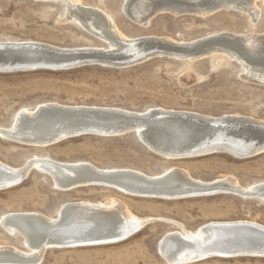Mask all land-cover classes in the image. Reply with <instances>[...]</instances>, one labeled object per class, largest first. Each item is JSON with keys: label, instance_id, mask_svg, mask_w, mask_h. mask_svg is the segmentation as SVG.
Segmentation results:
<instances>
[{"label": "bare ground", "instance_id": "1", "mask_svg": "<svg viewBox=\"0 0 264 264\" xmlns=\"http://www.w3.org/2000/svg\"><path fill=\"white\" fill-rule=\"evenodd\" d=\"M36 1L63 2L67 8L63 20L81 26L107 43L108 48H60L34 41H0L1 69L15 68L22 59L47 66L40 69L56 71L86 65L125 68L154 57L192 62L220 54L241 65L244 80L264 85V34L224 31L187 43L154 35L129 37L105 12L81 0ZM259 3L264 4V0H124L122 12L129 21L144 28L159 14L206 17L221 11L245 14L255 25L261 14ZM18 52L31 57H19ZM217 63L225 64L222 59ZM11 72L19 71H0ZM193 77L188 73L182 80ZM91 130L95 132L91 135L100 137L116 133L126 136L133 131L147 150L167 160L214 153L245 159L264 152V120L163 108L133 112L44 103L33 109H20L9 128H0V137L22 145L47 147ZM34 169L48 175L53 187L63 192L103 187L138 198L180 200L229 193L264 201V181L241 187L230 177L202 181L174 167L160 175H146L132 169H99L87 162H58L48 157L31 158L20 167L0 162V191L20 185ZM150 220L133 216L118 200L108 204L68 202L60 207L57 218L36 212L8 213L0 218V226L9 235L20 236L27 251L0 246V264H40L43 253L52 248L116 244L134 236ZM173 224L179 229L165 233L157 245L166 264H192L212 257L264 258V225L256 222H209L194 231Z\"/></svg>", "mask_w": 264, "mask_h": 264}, {"label": "rangeland", "instance_id": "2", "mask_svg": "<svg viewBox=\"0 0 264 264\" xmlns=\"http://www.w3.org/2000/svg\"><path fill=\"white\" fill-rule=\"evenodd\" d=\"M112 18L126 36L172 38L190 42L220 32L264 34V4L255 25L248 16L221 11L206 17L169 13L156 15L147 27L129 21L124 0H81ZM61 1L0 0V41H34L60 48L105 47L108 44L74 22L64 21ZM222 59L225 64H218ZM241 65L223 55L188 62L154 57L125 68L86 65L68 70H28L0 73V128L11 126L16 113L44 103L100 106L143 112L150 108L189 111L219 117L238 114L264 120V85L242 78ZM192 73V80H182ZM196 80H195V79ZM184 81V82H183ZM189 81V83H188ZM34 157L58 162H87L99 169H132L160 175L172 167L192 178L210 181L230 177L246 187L264 181V152L245 159L226 153L167 160L147 150L134 136L81 135L47 147L22 145L0 137V162L20 167ZM44 173L31 170L18 186L0 191V218L8 213L36 212L57 218L68 202L111 203L118 200L133 216L151 219L129 239L110 245L47 249L40 264H166L157 249L167 232L216 221H253L264 225V201L234 194L189 197L180 200L138 198L103 187L63 192ZM0 246L25 250L22 238L0 226ZM192 264H264L260 257H212Z\"/></svg>", "mask_w": 264, "mask_h": 264}, {"label": "water", "instance_id": "3", "mask_svg": "<svg viewBox=\"0 0 264 264\" xmlns=\"http://www.w3.org/2000/svg\"><path fill=\"white\" fill-rule=\"evenodd\" d=\"M23 50H27V49H24L23 48ZM18 53H21V54H18V55H20L19 57H22V58H26V57H31V56H28V55H24L22 52H18ZM15 55H17V54H15ZM37 61H28V60H26V59H22V60H19V61H17V63H15L17 66L15 67V68H8V69H1L0 68V71H21V70H33V69H40V68H45V67H47V66H44V65H41V64H38V63H36ZM4 64L6 63V62H3ZM11 63H14V61L13 62H11ZM10 63V64H11ZM68 67H73V66H68ZM61 68V67H60ZM64 68V67H63ZM83 133H87V135H91V134H94L95 132L94 131H84V132H81V135L83 134ZM97 133V132H96ZM98 134V133H97ZM80 135V136H81ZM101 135V134H100ZM130 135H132V136H135V134H134V132L132 131L131 133H130ZM102 136H109V137H119L120 136V134L119 133H116V134H111V135H103L102 134ZM135 138L145 147V148H148L139 138H137L136 136H135ZM179 158H181V157H179ZM178 158V159H179ZM213 193H218V191L216 192V191H214ZM191 195H194V194H191Z\"/></svg>", "mask_w": 264, "mask_h": 264}]
</instances>
